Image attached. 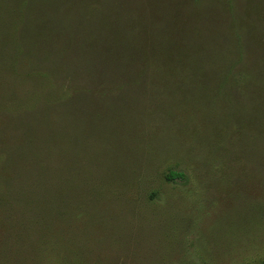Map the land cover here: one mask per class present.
<instances>
[{"label": "rangeland", "instance_id": "obj_1", "mask_svg": "<svg viewBox=\"0 0 264 264\" xmlns=\"http://www.w3.org/2000/svg\"><path fill=\"white\" fill-rule=\"evenodd\" d=\"M262 262L264 0H0V264Z\"/></svg>", "mask_w": 264, "mask_h": 264}, {"label": "trees", "instance_id": "obj_2", "mask_svg": "<svg viewBox=\"0 0 264 264\" xmlns=\"http://www.w3.org/2000/svg\"><path fill=\"white\" fill-rule=\"evenodd\" d=\"M120 9L124 12V8ZM112 31L114 32V30ZM115 35H117V32ZM98 36H103V38L96 39L95 37V39H91L90 42L87 41L81 50L84 53L94 52L96 54V59L102 67L113 72L134 70L138 67L139 56L134 53L135 48L127 42L125 34L122 33L120 37L117 35V39H115V36L111 37L110 33L104 30L100 31ZM85 37L87 36H84L83 39ZM138 45H140V43H138ZM138 50L141 52V48ZM176 178H183V175L177 172H169L166 176V179L169 180H174ZM261 264H264V262Z\"/></svg>", "mask_w": 264, "mask_h": 264}]
</instances>
